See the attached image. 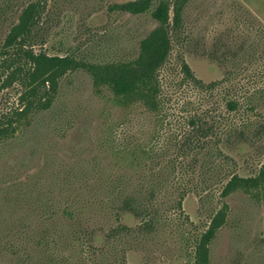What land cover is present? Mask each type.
I'll use <instances>...</instances> for the list:
<instances>
[{"label": "rangeland", "instance_id": "obj_1", "mask_svg": "<svg viewBox=\"0 0 264 264\" xmlns=\"http://www.w3.org/2000/svg\"><path fill=\"white\" fill-rule=\"evenodd\" d=\"M126 1L49 0L43 33L53 34L44 48L90 62L133 59L167 1L173 46L160 83L172 101L168 117L97 89L85 69L63 76L51 106L0 142V264H198V243L220 211L205 264H264V0H153L140 14L113 8ZM15 20L0 6V46ZM183 62L205 83L231 75L225 86L243 97L239 108L222 102L223 85L212 100L187 85ZM20 93L17 84L0 90V111L18 106ZM211 105L222 131L205 150L182 154L186 174L173 160L181 128L170 119ZM233 174L259 183L223 195ZM150 193L157 217L143 229L142 218L119 209L124 195ZM120 223L129 230L114 238Z\"/></svg>", "mask_w": 264, "mask_h": 264}, {"label": "trees", "instance_id": "obj_2", "mask_svg": "<svg viewBox=\"0 0 264 264\" xmlns=\"http://www.w3.org/2000/svg\"><path fill=\"white\" fill-rule=\"evenodd\" d=\"M153 0H130L123 3H115L113 8L131 14H140L151 8ZM0 6L14 11L17 20L13 21L0 46V90L12 85H18L21 93L18 99L19 105L10 110L0 111V142L8 139L24 126L32 112L47 109L51 106L55 95L58 92L60 81L68 72L85 69L93 77L97 89L102 87L109 89L115 97L129 99L131 101L140 99L149 105L151 109L161 111L168 117L167 111L171 108L172 101L162 89L160 83L161 71L167 65L172 51V24L169 19L170 6L167 1H161L153 11L154 18L159 22L140 43L139 52L133 59H117L106 62H90L76 57L75 51L65 50L64 54H50L44 48L48 40L43 30L44 24L52 17L49 15V0H0ZM181 13L179 3L175 4L174 24L178 22ZM58 43L63 44L61 38ZM42 49L37 50L36 47ZM183 80L191 88L206 89L211 100L215 98L214 90L223 85L222 102L226 101L227 109L236 111L239 108L240 98L231 92L227 86L231 75L205 83L197 78L191 67L183 62ZM223 83V84H222ZM226 85V86H225ZM240 86V85H239ZM233 87V92L242 90V87ZM218 107L211 105L204 113H194L186 117L172 115L169 123H178L180 133L175 137L177 156L174 160L185 171L186 164L182 160V154L194 151L200 152L214 141L222 129L223 115H216ZM182 118V119H181ZM184 118V119H183ZM178 119V120H176ZM175 124V125H176ZM188 167L192 166L188 163ZM264 175V171L263 174ZM183 178L187 181L186 177ZM259 180V179H258ZM256 179L244 178L238 174L233 177L222 190L226 195L233 189L250 184L257 185ZM192 182V179L190 180ZM154 191V190H153ZM153 193V192H152ZM150 193V194H152ZM154 195L135 196L134 194L124 195L121 200L120 211L142 218L140 227L147 229L153 226L157 213L152 205ZM225 214L222 211L215 215L204 237L197 246L198 264H205L208 258V244L216 235L217 230L223 224ZM129 230L124 224H119L117 232ZM88 234L85 235V237ZM84 237V238H85ZM110 237V234H109Z\"/></svg>", "mask_w": 264, "mask_h": 264}]
</instances>
